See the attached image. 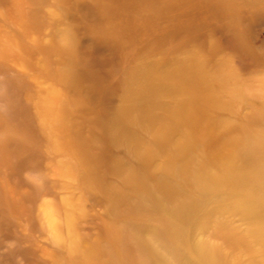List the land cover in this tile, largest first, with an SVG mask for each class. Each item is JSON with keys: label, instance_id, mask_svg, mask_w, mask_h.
I'll list each match as a JSON object with an SVG mask.
<instances>
[{"label": "rangeland", "instance_id": "obj_1", "mask_svg": "<svg viewBox=\"0 0 264 264\" xmlns=\"http://www.w3.org/2000/svg\"><path fill=\"white\" fill-rule=\"evenodd\" d=\"M250 205L264 0H0V264H264Z\"/></svg>", "mask_w": 264, "mask_h": 264}, {"label": "bare ground", "instance_id": "obj_2", "mask_svg": "<svg viewBox=\"0 0 264 264\" xmlns=\"http://www.w3.org/2000/svg\"><path fill=\"white\" fill-rule=\"evenodd\" d=\"M183 103H186V102H183ZM188 104H189V102H188ZM190 109H192V108H190ZM179 118L181 120H187L191 123L196 121V117L192 116V114L188 113V112L182 113L179 116ZM256 208H261V210L255 211L253 214V215H255V217H254L252 215V211H254ZM246 213H248V214L242 216L243 219L248 220L251 223L253 228L258 226L261 229L262 236L260 238V245H261L262 252H263L262 254H264V205L261 207H259L258 205H250V208L248 207V211Z\"/></svg>", "mask_w": 264, "mask_h": 264}]
</instances>
